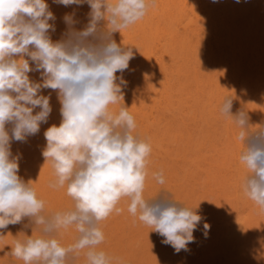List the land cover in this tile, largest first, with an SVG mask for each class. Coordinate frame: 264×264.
<instances>
[{"label": "clouds", "instance_id": "obj_1", "mask_svg": "<svg viewBox=\"0 0 264 264\" xmlns=\"http://www.w3.org/2000/svg\"><path fill=\"white\" fill-rule=\"evenodd\" d=\"M52 3L87 4V23L78 29L75 12L65 13L66 29L54 41L56 16L46 0H0V230L27 220L25 227L39 232H21L8 254L23 264H77L81 254L85 264H121L100 245L105 240L102 222L122 211V200L134 218L164 238L162 244L176 253L188 251L202 216L197 207L168 191L151 198L144 195L152 146L124 104L123 73L135 53L114 39L115 33L141 21L156 0ZM30 73L39 78L32 79ZM45 90L51 91L45 95ZM52 92L62 119L44 132L42 156L52 167L49 187L66 189L73 204L49 212L33 182L19 175L22 153L14 155L11 145L26 143L48 122ZM120 101L123 104L113 111ZM232 106V96H225L220 112L232 119L244 145L239 154L246 169L241 188L264 214V124L254 127L246 110L233 114ZM151 177L165 184L163 170L152 171ZM203 227L206 237L210 225ZM70 228L76 235L65 245L62 234Z\"/></svg>", "mask_w": 264, "mask_h": 264}, {"label": "bare ground", "instance_id": "obj_2", "mask_svg": "<svg viewBox=\"0 0 264 264\" xmlns=\"http://www.w3.org/2000/svg\"><path fill=\"white\" fill-rule=\"evenodd\" d=\"M247 1L156 0L141 21L114 34L118 44L135 53L123 73L124 104L152 146L144 195L151 198L168 191L176 200L197 207L202 216L189 250L176 253L134 218L122 200L118 205L122 211L102 222L105 240L100 245L121 264H264V214L242 191L246 169L239 154L244 145L232 119L220 112L223 98L232 96L233 114L244 109L254 127L264 124V0H255L256 7L253 0L249 5ZM46 2L56 16L54 41L66 29L65 13L75 12L78 29L87 23V4L64 7ZM244 8L248 15L252 10L256 21L250 15L251 22L246 19ZM30 77L38 79L39 74ZM51 104L53 111L39 133L26 143L13 141L11 149L14 155L22 153L21 178L33 182L46 210L54 212L73 202L66 189L49 187L52 167L42 156L44 132L62 119L56 92L51 93ZM156 170H163L164 185L151 177ZM27 223L0 230V264H23L8 252L21 232L39 235L26 228ZM204 223L210 225L206 237ZM75 235L71 228L63 232L62 243H72ZM77 264H85L83 254Z\"/></svg>", "mask_w": 264, "mask_h": 264}, {"label": "rangeland", "instance_id": "obj_3", "mask_svg": "<svg viewBox=\"0 0 264 264\" xmlns=\"http://www.w3.org/2000/svg\"><path fill=\"white\" fill-rule=\"evenodd\" d=\"M248 1H249V0H248ZM248 1H247L245 4L249 5V4H250V1H249V4H248ZM254 1H255V0L252 1V3H254V4L252 5V3H251V5H252V6H255L256 4L258 5L259 0H257L258 3H257L256 1H255V2H254ZM252 6H251V7H252ZM246 7H247V6H246ZM248 7H249V6H248ZM255 7H256V6H255ZM245 9H246V8H244V10H245ZM246 10H247V9H246ZM246 10L244 11V15H246V19H248L247 17H248L250 14H252V10L250 9V11H251V12H250V11H249V8H248V12H250L249 15H248V13L246 14ZM239 11H240V10H239ZM240 13H241V12H240ZM242 13H243V12H242ZM250 16H252V15H250ZM250 16H249V18H250ZM252 17H253V16H252ZM238 18H239V17H237V19H236L237 21L240 20V19H238ZM254 18H255V17L250 18V19L253 20ZM243 19H245V18H243ZM254 20H255V19H254ZM237 21H236V24L239 23V21H238V22H237ZM248 21H250V20L248 19ZM255 21H256V20H255ZM255 21H254V23H256ZM246 22H247V21H246ZM250 22H251V21H250ZM241 23H242V20L240 21V24H241ZM252 23H253V22H252ZM252 23H251V26L248 24V25H249V28L252 27ZM241 25H243V23H242ZM238 26H239V27H242V26H240L239 24H238ZM240 29L242 30V28H240Z\"/></svg>", "mask_w": 264, "mask_h": 264}]
</instances>
